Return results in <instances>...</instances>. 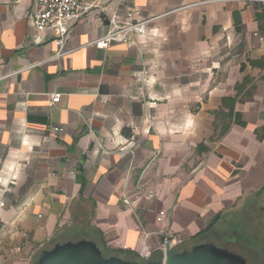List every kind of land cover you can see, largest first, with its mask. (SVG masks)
I'll return each mask as SVG.
<instances>
[{
  "label": "crops",
  "instance_id": "crops-1",
  "mask_svg": "<svg viewBox=\"0 0 264 264\" xmlns=\"http://www.w3.org/2000/svg\"><path fill=\"white\" fill-rule=\"evenodd\" d=\"M36 5L0 0V264L82 238L151 259L166 237L264 230V0H103L60 60L52 30L35 41ZM129 11L156 17L148 33L97 48L105 14Z\"/></svg>",
  "mask_w": 264,
  "mask_h": 264
},
{
  "label": "built area",
  "instance_id": "built-area-1",
  "mask_svg": "<svg viewBox=\"0 0 264 264\" xmlns=\"http://www.w3.org/2000/svg\"><path fill=\"white\" fill-rule=\"evenodd\" d=\"M101 1L103 0H37L36 8L32 13V20L38 30L35 41L43 42V34L47 30L54 32L57 49L50 58L51 60H60L70 53L65 48L70 21L83 17L93 8L106 13ZM105 17L108 21V29L93 42L99 49H108L117 44L135 43L139 37L148 33L150 24L156 19V17L138 19L134 11L127 13L128 21L126 22L121 21L118 12H114L112 15L105 14ZM61 98L62 93L60 92L51 94L50 106L58 104ZM55 130L59 131L61 128L57 127ZM0 205L4 206L5 202L0 201ZM167 215L168 213L162 210L158 215V221L166 219ZM176 239L175 236L166 237L162 242L163 251L171 248Z\"/></svg>",
  "mask_w": 264,
  "mask_h": 264
},
{
  "label": "water",
  "instance_id": "water-1",
  "mask_svg": "<svg viewBox=\"0 0 264 264\" xmlns=\"http://www.w3.org/2000/svg\"><path fill=\"white\" fill-rule=\"evenodd\" d=\"M32 264H249L241 253L202 241L180 250L167 248L157 258L132 260L116 254L105 256L95 239L56 242L44 247Z\"/></svg>",
  "mask_w": 264,
  "mask_h": 264
},
{
  "label": "trees",
  "instance_id": "trees-1",
  "mask_svg": "<svg viewBox=\"0 0 264 264\" xmlns=\"http://www.w3.org/2000/svg\"><path fill=\"white\" fill-rule=\"evenodd\" d=\"M257 17L261 18V15L257 14ZM218 218L219 217L212 221L210 226H208V229H211L214 226L215 221ZM209 234L207 235V238L205 236L203 237L204 241H214L219 246L227 247L232 251L241 253L247 258L249 264H264V230L261 229L257 233L255 232V228L243 227V229H235L225 232H217L214 230L210 235ZM95 240L98 242V245L105 256L116 254L123 256L125 259L143 260L134 254H122L121 252L110 250L106 248L99 239Z\"/></svg>",
  "mask_w": 264,
  "mask_h": 264
}]
</instances>
